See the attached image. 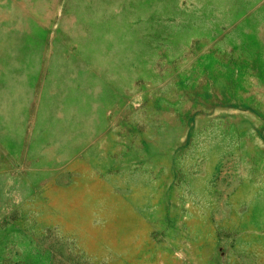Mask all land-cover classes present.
Returning <instances> with one entry per match:
<instances>
[{
	"label": "rangeland",
	"instance_id": "1",
	"mask_svg": "<svg viewBox=\"0 0 264 264\" xmlns=\"http://www.w3.org/2000/svg\"><path fill=\"white\" fill-rule=\"evenodd\" d=\"M0 264H264V0H0Z\"/></svg>",
	"mask_w": 264,
	"mask_h": 264
}]
</instances>
